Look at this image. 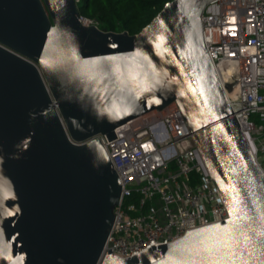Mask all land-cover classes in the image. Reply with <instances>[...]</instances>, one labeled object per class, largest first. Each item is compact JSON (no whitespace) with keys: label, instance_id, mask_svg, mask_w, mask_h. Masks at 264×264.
Listing matches in <instances>:
<instances>
[{"label":"water","instance_id":"95a60500","mask_svg":"<svg viewBox=\"0 0 264 264\" xmlns=\"http://www.w3.org/2000/svg\"><path fill=\"white\" fill-rule=\"evenodd\" d=\"M212 1L168 0L131 34L77 0H0V264H264V170L206 48ZM174 101L229 217L103 255L122 181L99 134Z\"/></svg>","mask_w":264,"mask_h":264},{"label":"built area","instance_id":"2783aa9c","mask_svg":"<svg viewBox=\"0 0 264 264\" xmlns=\"http://www.w3.org/2000/svg\"><path fill=\"white\" fill-rule=\"evenodd\" d=\"M202 24L233 113L264 170V0H213L205 7ZM114 132L112 138L99 134L122 181L103 255L111 250L133 257L229 217L175 101L128 120Z\"/></svg>","mask_w":264,"mask_h":264},{"label":"trees","instance_id":"16d2710c","mask_svg":"<svg viewBox=\"0 0 264 264\" xmlns=\"http://www.w3.org/2000/svg\"><path fill=\"white\" fill-rule=\"evenodd\" d=\"M168 0H78L81 16L106 30L139 32Z\"/></svg>","mask_w":264,"mask_h":264},{"label":"rangeland","instance_id":"374dc122","mask_svg":"<svg viewBox=\"0 0 264 264\" xmlns=\"http://www.w3.org/2000/svg\"><path fill=\"white\" fill-rule=\"evenodd\" d=\"M251 118L254 119L257 122V124L261 123V120L257 114H253Z\"/></svg>","mask_w":264,"mask_h":264}]
</instances>
